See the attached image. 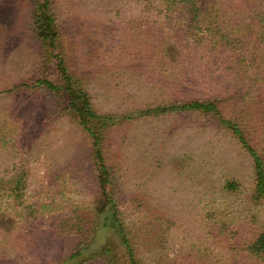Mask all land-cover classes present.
Instances as JSON below:
<instances>
[{
  "label": "rangeland",
  "instance_id": "1",
  "mask_svg": "<svg viewBox=\"0 0 264 264\" xmlns=\"http://www.w3.org/2000/svg\"><path fill=\"white\" fill-rule=\"evenodd\" d=\"M34 3L0 0V183L23 182L0 201V264H109L108 257L129 264L121 232L109 224L112 208L93 210L98 185L87 132L63 97L36 85L41 78L57 83L59 75L51 50L31 30ZM53 4L70 69L96 113L115 121L102 129V151L135 258L264 264L249 251L264 230V196L255 192L252 158L231 130L213 114L140 115L152 100L222 99L232 75L194 44L164 56L167 36L180 37L186 24L144 13L143 0ZM224 116L244 126L263 157L264 100L253 94L228 101ZM79 242L86 245L74 255ZM104 248L109 254H97Z\"/></svg>",
  "mask_w": 264,
  "mask_h": 264
},
{
  "label": "trees",
  "instance_id": "2",
  "mask_svg": "<svg viewBox=\"0 0 264 264\" xmlns=\"http://www.w3.org/2000/svg\"><path fill=\"white\" fill-rule=\"evenodd\" d=\"M53 3L54 0H39V2L35 0L29 23L40 44L49 48L55 57L59 81L56 83L41 78L36 81V85L63 97L70 114L77 117L79 124L87 132L98 185L97 194L93 199V210L101 214L109 207L112 208L114 222L109 224L117 226L121 232L122 242L128 249L129 264H142L135 258L128 235L117 217L119 198L115 194L114 169L106 163L102 151L106 138L102 129L115 125V121L111 118L112 116L96 113L88 90L70 69L60 47L62 27L54 11ZM143 3L142 11L149 15H156L157 19L162 20L163 23L177 21L186 24L180 29V32H184L180 37L167 36L166 47L162 51L164 56L173 53L176 48L177 50L188 49L190 44L200 46L203 56L206 54L217 57L210 63L215 65L217 70L228 72L232 75V79L224 83L225 89L220 92L224 96L222 99L215 97V99L152 100L144 104L146 109L141 110L140 115L155 116L165 112L187 111L215 115L231 130L232 135L251 156L255 173V192L263 197L264 156L262 157L256 147L249 142L244 126L235 119L226 118L224 110L227 109L228 101L238 103L239 97H251L255 94L258 99L264 100V0H143ZM207 58L209 60V57ZM245 87L248 88L247 92H243ZM8 182L11 183V181ZM22 186L23 182L20 179H16L9 188H5L0 183V201L8 200L13 192L19 193ZM233 186L231 182H226L224 185L226 189H231ZM92 233L93 230L89 232L88 237H91ZM251 240L250 255L256 262L264 260V230L254 235ZM85 245V242H79V250L74 255L79 254ZM107 251L104 248L97 254L105 257L109 254ZM107 261L113 264L110 257Z\"/></svg>",
  "mask_w": 264,
  "mask_h": 264
}]
</instances>
